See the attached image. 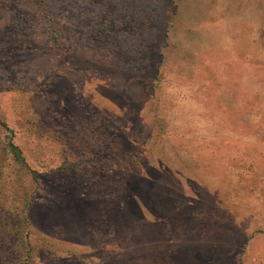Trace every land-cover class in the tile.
I'll list each match as a JSON object with an SVG mask.
<instances>
[{"label": "rangeland", "instance_id": "obj_1", "mask_svg": "<svg viewBox=\"0 0 264 264\" xmlns=\"http://www.w3.org/2000/svg\"><path fill=\"white\" fill-rule=\"evenodd\" d=\"M24 191L0 264H264V0H0V224Z\"/></svg>", "mask_w": 264, "mask_h": 264}, {"label": "trees", "instance_id": "obj_2", "mask_svg": "<svg viewBox=\"0 0 264 264\" xmlns=\"http://www.w3.org/2000/svg\"><path fill=\"white\" fill-rule=\"evenodd\" d=\"M136 11H139V10H136ZM140 11H142V10L140 9ZM144 12H145V10H144ZM153 15H155V13H153ZM112 22H113L114 30H109V32L119 33V31L116 29L122 28V30H120L119 35H120V39L125 41L124 44H121L122 48H121V52H120V57L130 60V62L136 63L137 67L140 65L146 64L147 61H149L148 57L150 56L149 54L151 53V52L149 53V50H147V48L150 49L151 44H149L150 42L144 40L143 36L146 34L145 32H147L146 30L152 32L153 26L146 27L144 24V21L134 22L133 18L128 17V16H126V18H124L122 21L116 19V21H112ZM7 149H8V153L10 154V156L12 158V161L15 164L20 165L23 163V159L19 153V150L16 148V146H14L13 144L8 142L7 143ZM61 169H63V166ZM156 171L157 172L155 173L156 174L155 177H157L159 179L161 177L163 179L167 178L168 180H171L173 182L172 184L167 183L166 185L162 186L164 188L163 190L166 192V198H169L170 195L172 196V192H175L174 189L176 187H178V180L175 181L173 174H170L166 168L162 167V170L160 171V166H159V170H156ZM138 178H139V180L145 181V183L147 185V188H146L147 191H149L150 189L152 190L154 188L155 184H157V180H152V178L150 176H148L147 174L145 176H138ZM129 179L131 182L134 180L132 178H129ZM18 180H20V179H18ZM31 182H34V183L37 182L36 178L32 177ZM174 183H175V186L173 185ZM169 188H172L173 190H171ZM159 189H162V188H159ZM25 193H26V191L20 192L18 194L20 199H19V202L16 206V211H15V214L21 215V217H22L21 220L15 224H5V223L0 224V236H2V233L7 232V234H9L12 238L11 241L14 240V242L12 244V252L17 251V246H20L23 243L26 244L27 249L28 248L30 249V247H31L27 238H26L27 235H26L25 231L27 230V228H31L30 223H29L30 220L28 218V211H29V208L33 202H32V200H30L31 198L29 196H27ZM134 195H135L134 193L131 194V199L134 198ZM181 197L180 198L182 199V204H180V205L178 204L179 200L177 201L174 198H172L171 200L168 199V201L171 204V208H172L173 212L176 214H182L183 210L186 211V207L188 209L190 206V204H188V202H189L188 199H186L184 196H181ZM139 201H140V199H139ZM135 203L138 205L137 201H135ZM140 203L142 204L141 201H140ZM154 207H156V206L154 205ZM157 210H158V212H157V214L154 212V216L158 215L159 222L162 224H167L168 219L166 218L165 213L163 211H159V209H157ZM5 222H7V221H5ZM23 231H24V234L22 233ZM4 242H6V241H4ZM192 257L197 258L198 256L195 257L192 255ZM26 260H27V257L23 261L22 264H26Z\"/></svg>", "mask_w": 264, "mask_h": 264}]
</instances>
